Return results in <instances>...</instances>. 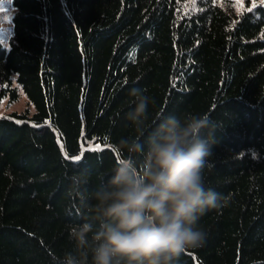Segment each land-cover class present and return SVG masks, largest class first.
Masks as SVG:
<instances>
[{
	"label": "trees",
	"instance_id": "1",
	"mask_svg": "<svg viewBox=\"0 0 264 264\" xmlns=\"http://www.w3.org/2000/svg\"><path fill=\"white\" fill-rule=\"evenodd\" d=\"M190 1L12 0L0 101L22 88L35 110L0 114V264H59L75 250L68 226L90 212L71 178L87 170L86 195L110 178L134 87L154 98L150 117L216 124L205 186L225 203L178 264H264V0Z\"/></svg>",
	"mask_w": 264,
	"mask_h": 264
},
{
	"label": "clouds",
	"instance_id": "2",
	"mask_svg": "<svg viewBox=\"0 0 264 264\" xmlns=\"http://www.w3.org/2000/svg\"><path fill=\"white\" fill-rule=\"evenodd\" d=\"M130 95L132 134L115 144L119 158L110 178L87 195V170L71 178L70 195L90 215L68 226L75 250L59 264H178L182 253L207 242L201 218L224 206L222 195L205 186V172L214 167L211 116L150 117L154 98L135 87ZM153 125L145 147L143 137Z\"/></svg>",
	"mask_w": 264,
	"mask_h": 264
},
{
	"label": "rangeland",
	"instance_id": "3",
	"mask_svg": "<svg viewBox=\"0 0 264 264\" xmlns=\"http://www.w3.org/2000/svg\"><path fill=\"white\" fill-rule=\"evenodd\" d=\"M248 1L255 3L258 0H224V2L237 8L238 11L243 9ZM196 2L197 0H191L187 6L190 7V4L194 6ZM16 11L17 9L12 0H0V41L5 45H8V41L13 33V16ZM25 110L34 112L35 107L29 103V98L22 88H20V97L18 100L10 102L7 97L0 101V114H6L11 111L23 112Z\"/></svg>",
	"mask_w": 264,
	"mask_h": 264
}]
</instances>
